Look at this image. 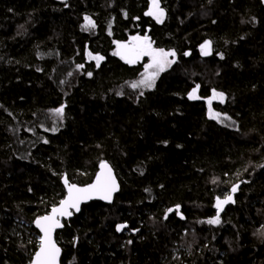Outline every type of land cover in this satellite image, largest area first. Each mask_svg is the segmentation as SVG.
<instances>
[{
	"label": "trees",
	"instance_id": "obj_1",
	"mask_svg": "<svg viewBox=\"0 0 264 264\" xmlns=\"http://www.w3.org/2000/svg\"><path fill=\"white\" fill-rule=\"evenodd\" d=\"M160 2L163 24L150 0H0V264H31L62 178L86 186L101 162L121 191L65 222L62 264H264V0ZM136 34L177 55L152 90L113 55Z\"/></svg>",
	"mask_w": 264,
	"mask_h": 264
},
{
	"label": "snow or ice",
	"instance_id": "obj_2",
	"mask_svg": "<svg viewBox=\"0 0 264 264\" xmlns=\"http://www.w3.org/2000/svg\"><path fill=\"white\" fill-rule=\"evenodd\" d=\"M125 15H127L125 13ZM146 16H151L156 19L158 23L163 22L164 18V9L160 7V0H151V5L147 12ZM85 25L83 28L88 30L95 27V22L91 20L90 17H85ZM117 44V51L113 55H118L122 60L129 64H135L142 60L144 57L149 58V62L144 65V73H142V79L131 83L130 87L133 89L139 88L141 86L152 88L155 84V80L167 67H170L175 61L169 59V57H174L176 55L175 51H165L162 48H154L153 42L150 37L147 35L141 37L139 35L132 36L127 43H121L119 41L115 42ZM201 53L204 56L210 55L211 42L206 41L201 46ZM189 53H185L188 55ZM88 55L96 61L97 67H99L100 61L104 57L95 55L92 56L91 53ZM77 68H83V65H77ZM89 76L92 73H88ZM199 88V85L189 93V99H199L196 95V90ZM141 95L143 93L141 92ZM219 97L221 102L224 100L223 93H217L213 90V98ZM211 105V99L208 101ZM64 109L63 107L57 108L55 113L62 117ZM210 118H217L219 113H212L211 108H209ZM56 131L55 128L52 129ZM47 143V141H45ZM215 182V181H214ZM63 183L67 189V195L59 201L58 205H54L51 208V212L38 217L35 221L36 226L40 229L42 235L39 240V251L36 252L34 260L31 264H57L58 257L60 254V249L57 247L55 240L53 239V233L56 229L62 228L63 224L61 223V218L72 216L74 209L75 211H80V205L82 202L91 200L93 198H98L101 200L111 201L113 193L119 190V186L116 182L115 176L112 174L111 167L106 162H101L100 171L96 174L94 182L88 184L84 187H79L76 184L70 183L65 176L63 178ZM238 185H234L231 189L232 193L237 191ZM234 202L233 196L228 194L221 199L220 197L216 198L217 215L216 217L209 219L207 223L209 224H219L220 218L219 213L223 210V206ZM180 206L177 205L175 211L179 212ZM173 209H168V212H172ZM166 218V217H165ZM127 225L120 224L117 225V231L123 230ZM131 243V241H129Z\"/></svg>",
	"mask_w": 264,
	"mask_h": 264
},
{
	"label": "rangeland",
	"instance_id": "obj_3",
	"mask_svg": "<svg viewBox=\"0 0 264 264\" xmlns=\"http://www.w3.org/2000/svg\"><path fill=\"white\" fill-rule=\"evenodd\" d=\"M56 1H58V2H67L68 0H56ZM150 5H151V0H150ZM150 7V6H149ZM160 7L161 8H163L162 7V4H161V2H160ZM164 9V8H163ZM152 20H154L157 24H163V22L166 20V18H167V13H166V11H165V9H164V18H163V22L162 23H158L157 21H156V19L154 18V17H151V16H149ZM137 35H139V36H141V37H143L144 35H142V34H136V35H133V36H137ZM132 36H130L129 38H128V40L126 41V42H121V43H127V42H129V40H130V38H131ZM152 41V40H151ZM153 42V41H152ZM153 47L154 48H156L155 47V44H154V42H153ZM117 51V44L115 43V49H114V51H113V53L114 52H116ZM114 56H116V57H118L119 59H121L120 58V56H118V55H114ZM169 59H172V60H174L175 62H176V59H177V55H175L174 57H169ZM122 60V59H121ZM123 62H125L124 60H122ZM149 62V58L148 57H144L142 60H140L139 62H137V63H135V64H129V63H127V64H129V65H131V66H136V65H139V64H142V65H145V64H147ZM175 62L173 63V64H171V66L170 67H167L164 71H162V72H160V74L158 75V77L156 78V80H155V84H154V86L152 87V88H147V87H143V86H141V87H139V88H145V89H149V90H152V89H154L155 88V86H156V82H157V80H158V78L164 73V72H166V71H168L174 64H175ZM126 63V62H125ZM144 71H145V69H144ZM144 71H143V73H144ZM141 79H142V77H141ZM140 79V80H141ZM215 92H217V93H221V92H219V91H215ZM196 95H197V92H196ZM198 96V95H197ZM209 99H211V105H209V103H208V101H209ZM208 100H207V108H208V112H207V115H208V117L210 118V114H209V108H211V111H212V113H219L218 111H216L215 110V107H214V105L215 104H222V105H224L225 104V102H226V100H227V97H226V95L224 94V100H223V102H221V100H220V98L219 97H216V98H213V92H212V95H211V97L209 98ZM192 100H196V99H192ZM63 119H64V117H63ZM210 119H213V118H210ZM213 120H216V121H218V122H227V119H225V117L221 114V113H219V116L217 117V118H215V119H213ZM63 174H61V176H62ZM231 194V193H230ZM232 195V194H231ZM235 199H234V197H233V201H234ZM235 203V202H234ZM227 205V204H226ZM225 207V205L223 206V208ZM172 212H177V211H175V209L172 211ZM172 212H169L168 214H170V213H172ZM179 212H180V209H179ZM50 213V212H49ZM44 216V215H43ZM41 217V216H40ZM127 234V233H126Z\"/></svg>",
	"mask_w": 264,
	"mask_h": 264
},
{
	"label": "water",
	"instance_id": "obj_4",
	"mask_svg": "<svg viewBox=\"0 0 264 264\" xmlns=\"http://www.w3.org/2000/svg\"><path fill=\"white\" fill-rule=\"evenodd\" d=\"M210 54H212V48H210ZM65 107V106H64ZM63 107V108H64ZM110 167H111V169H112V174L115 176V178H116V182H117V184H118V186H119V190L118 191H116L115 193H113V195H112V199H111V201L109 202V201H107V200H101V199H98V198H93V199H91V200H87V201H84V202H82L81 203V205H80V211H75L74 209L72 210V212H73V214H72V216H70V217H63V218H61V223L63 224V227L62 228H58V229H56L55 230V232L53 233V239L55 240V242H56V244H57V247L60 249V254H59V257H58V262H57V264H62V256H63V249L60 247V245L58 244V242H57V239H56V237H57V233L59 232V231H61V230H63L64 229V226H65V222H67V221H69V220H71V219H73L76 215H79L81 212H82V209H83V207L85 206V205H88V204H90V203H92V202H101V203H103V204H106V205H112L113 203H114V201H115V198H116V196L120 193V191H121V183H120V181H119V179H118V177H117V174H116V171L114 170V168H113V166L109 163V162H106ZM100 171V165H99V168H98V172ZM97 172V173H98ZM65 177V176H64ZM63 177V178H64ZM67 177V176H66ZM96 177V176H95ZM63 178H62V184H63V186H64V189H65V196L67 195V189H66V187H65V185H64V183H63ZM67 179H68V177H67ZM94 180H95V178H94ZM94 180H93V182H94ZM68 181H69V179H68ZM70 182V181H69ZM71 183V182H70ZM91 184V183H90ZM77 185V184H76ZM77 186H79V185H77ZM79 187H84V186H79ZM51 212V211H50ZM36 221V220H35ZM35 221H34V228L39 232V234H40V236L42 235V233H41V231H40V229L36 226V224H35ZM124 225H126V224H124ZM127 227H125L124 229H126ZM123 229V230H124ZM123 230H121V231H118L119 233H121ZM37 251H39V249L37 250ZM36 254V253H35ZM35 254H34V256H33V258H32V261L34 260V258H35Z\"/></svg>",
	"mask_w": 264,
	"mask_h": 264
}]
</instances>
